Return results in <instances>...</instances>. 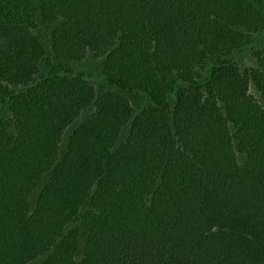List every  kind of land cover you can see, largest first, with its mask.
<instances>
[{
    "label": "trees",
    "instance_id": "obj_1",
    "mask_svg": "<svg viewBox=\"0 0 264 264\" xmlns=\"http://www.w3.org/2000/svg\"><path fill=\"white\" fill-rule=\"evenodd\" d=\"M0 264H264V0H0Z\"/></svg>",
    "mask_w": 264,
    "mask_h": 264
},
{
    "label": "rangeland",
    "instance_id": "obj_2",
    "mask_svg": "<svg viewBox=\"0 0 264 264\" xmlns=\"http://www.w3.org/2000/svg\"><path fill=\"white\" fill-rule=\"evenodd\" d=\"M244 63L246 66L252 65V61L250 60V56H244ZM99 59H94V58H87L79 68V71L83 72L90 80H92L96 86V89L99 92H105L109 90H114L115 88L111 86L110 84L106 83L100 73L99 69ZM249 92L259 101L263 100V97L261 96L260 92L255 88L253 84L250 85ZM128 98L130 99L132 105L134 108L138 109L141 107L143 104H145L146 97L143 95H140L135 92H127L126 93ZM69 135V131L67 132L65 136V140L67 139Z\"/></svg>",
    "mask_w": 264,
    "mask_h": 264
}]
</instances>
